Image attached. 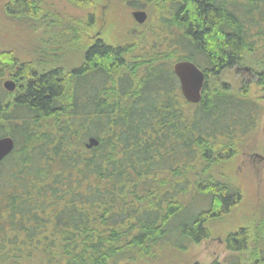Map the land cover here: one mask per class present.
<instances>
[{
    "label": "trees",
    "instance_id": "obj_1",
    "mask_svg": "<svg viewBox=\"0 0 264 264\" xmlns=\"http://www.w3.org/2000/svg\"><path fill=\"white\" fill-rule=\"evenodd\" d=\"M128 1L169 10L135 42L90 44L69 71L0 53V79L16 84L0 87V136L14 142L0 161V264H169L164 254L210 237L209 220L240 199L216 169L261 107L220 77L259 48L248 32L264 0ZM31 3L9 0L5 14H34ZM261 32L250 66L264 96ZM181 60L203 72L198 103L180 93ZM199 196L207 202L196 207ZM223 242L247 259L208 264H264V212Z\"/></svg>",
    "mask_w": 264,
    "mask_h": 264
},
{
    "label": "rangeland",
    "instance_id": "obj_2",
    "mask_svg": "<svg viewBox=\"0 0 264 264\" xmlns=\"http://www.w3.org/2000/svg\"><path fill=\"white\" fill-rule=\"evenodd\" d=\"M34 14L7 15L4 6L9 0H0V53L9 51L20 63H29L39 71L61 67L65 71L79 66L85 49L97 40L108 44L131 43L145 32V27L155 24L161 14L166 16L168 6L162 11L156 5L140 6L128 0H89L79 6L70 0H30ZM34 4V5H33ZM166 6V7H165ZM254 22L249 23L248 35L255 47L253 56L235 68L221 74L235 93L246 91L249 100H254L260 109L253 131L245 136L234 156L221 163L216 172L222 181L229 183L240 194L239 201L220 217L208 222L210 237L199 243L187 244L184 251L172 250L162 260L169 264H208L213 260L225 263L231 257L247 259V253H231L226 250L224 237L238 227L255 221L264 212V96L255 82V70L251 60L261 57V30L264 22L261 10L264 5H255ZM143 10L147 18L138 24L132 17L135 10ZM36 11V12H35ZM14 79L7 74L0 79ZM16 85V84H15ZM244 86V87H243ZM9 93V92H8ZM194 205H204L206 197L199 196ZM161 260V261H162Z\"/></svg>",
    "mask_w": 264,
    "mask_h": 264
},
{
    "label": "water",
    "instance_id": "obj_3",
    "mask_svg": "<svg viewBox=\"0 0 264 264\" xmlns=\"http://www.w3.org/2000/svg\"><path fill=\"white\" fill-rule=\"evenodd\" d=\"M133 19L142 24L145 22L147 15L139 9L132 12ZM172 72L178 80L179 90L185 101L189 103H198L201 98V90L204 82L203 72L191 61H177L172 66ZM2 88L7 92H13L15 83L6 80L2 83ZM98 141L95 138H89L85 144L86 148L96 146ZM14 142L9 136H0V161L11 153Z\"/></svg>",
    "mask_w": 264,
    "mask_h": 264
}]
</instances>
